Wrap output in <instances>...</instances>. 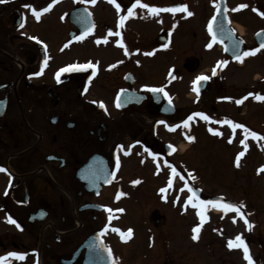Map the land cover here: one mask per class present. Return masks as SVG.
Wrapping results in <instances>:
<instances>
[{
    "label": "flooded vegetation",
    "instance_id": "obj_1",
    "mask_svg": "<svg viewBox=\"0 0 264 264\" xmlns=\"http://www.w3.org/2000/svg\"><path fill=\"white\" fill-rule=\"evenodd\" d=\"M69 1L70 7L66 5L68 0H57L39 21L24 5L31 4L40 10L52 0L0 3V168L8 170L0 172V256L11 251L26 254L25 260H12L11 264H112L113 260L116 264H196L193 255L180 249L177 221L178 215L184 221L183 218L188 220L191 214L194 222V208L184 203L190 195L184 184L193 182L179 170L178 162L170 159L177 153L176 146L168 144L172 148H166L167 143L157 134L152 130L146 134L144 129V120L148 118L164 129L163 124L157 122L178 112L165 114L164 103L168 100L163 93L149 92L143 86L163 87L172 100L166 109L177 108V93L170 86L175 79L167 78L169 72L153 71L147 82L132 67L141 64L143 53L148 51L139 42L145 35V28L139 30V26L147 21L148 10L137 5L136 15L117 28L119 16L127 15V9L135 0H115L120 5L119 13L110 0H96L94 4L84 0ZM141 3L149 5L146 0ZM245 3L240 0L237 5ZM179 4H184L183 0L156 7ZM103 5L108 20L97 19L96 12ZM77 7H85L90 13L91 24L95 25L92 32L79 41L74 37L79 36L84 27L70 21L68 15ZM54 11L55 15H52ZM261 12L264 10L259 0H251L250 8L237 11L238 27L229 19V11L226 13L230 29L242 41L240 52L260 47L261 37L256 33L264 30V24L258 26L259 20L264 21ZM51 19L59 26L50 28L48 21ZM80 20L79 17L77 21L80 23ZM38 29L43 30L39 32ZM109 30L112 33L119 31L120 36L109 35ZM161 30L157 38L163 37L167 41L168 29L163 27ZM104 37L108 38L107 43ZM97 39L101 40V45L108 44L107 49L115 55L109 66L115 65L117 70L114 79L108 83L98 82L100 60L97 56L75 52L79 46L84 51V44L100 45L96 43ZM117 40H122L124 47L118 45ZM224 43L214 42L221 56L211 68L206 67L205 72L200 68L202 55L190 53L181 60L176 55L178 66L173 70L176 79L181 66L183 71L193 73L190 83L198 75L210 77L198 82L204 83L200 91L207 87L218 89L223 83L220 75L228 64L217 67V74L213 76L212 69L217 66V61L227 60L242 66L252 58L258 59L264 51L261 49L255 55L245 57L241 63L226 53ZM125 47L129 55H125ZM74 52L76 54L68 56ZM45 53L49 59L43 74L32 75L40 71ZM89 61L98 62L97 74L91 82L88 81L91 69L61 73L60 82H57L55 73L61 67ZM86 85L87 91L84 90ZM122 89L125 91L121 92ZM118 93L124 98L119 108L116 107ZM92 101H102L106 111ZM118 145L124 146V150L118 149ZM128 146L131 151L125 155ZM145 148L154 153L155 158ZM167 149L171 153L166 154ZM117 156L120 160L118 169ZM148 167L152 168L155 178L161 168L170 170L171 175L163 179L162 188L166 191L160 192L159 186L155 189L157 203L165 206L162 209L146 205L147 187H141L144 177L137 174ZM172 167L178 175L172 174ZM169 178L172 179L171 187H168ZM136 180L140 183L133 184ZM178 184L186 189L185 192L179 193ZM118 191L125 193L119 200L115 198ZM183 193L186 197L181 198ZM204 196L201 194L202 199ZM137 203L142 207H131ZM100 206L124 211L111 213L114 218L109 223L110 214ZM7 216L21 227L7 222ZM106 224L109 227L105 231ZM194 226V223L188 225L190 238ZM112 228L125 232L131 228L133 234L127 241H122ZM85 242L89 243L90 251ZM188 243L193 244L194 240L191 238ZM106 248L112 251L111 260ZM254 259L253 264L260 263L257 257Z\"/></svg>",
    "mask_w": 264,
    "mask_h": 264
},
{
    "label": "rangeland",
    "instance_id": "obj_2",
    "mask_svg": "<svg viewBox=\"0 0 264 264\" xmlns=\"http://www.w3.org/2000/svg\"><path fill=\"white\" fill-rule=\"evenodd\" d=\"M146 1L149 5L152 3V6L156 7L178 0ZM238 1L240 0H225L229 11L228 17L237 27L239 16L237 11H232V9L236 8ZM244 1H246L247 8H250L251 0ZM183 3L193 13L192 16L187 17L183 12L173 16L172 13L161 12L157 15L148 14L147 21L140 23L139 30L145 28V35L139 42L148 51L145 50L143 56H140L141 64H133L132 67L136 68L137 74L144 76L147 82L151 80L149 75L153 71L168 74L170 70H174V67L178 66L176 55H179L180 60L184 55L190 53L197 56L202 55L200 68L203 72L206 71V67L211 68L214 62L220 59V51L217 50L214 43L212 48L206 47L208 43L212 42L207 25L215 9L213 0H183ZM259 3L261 9L264 10V0H259ZM66 5L70 7L69 0ZM52 15H55V11ZM96 15L99 17L97 19L101 17L108 20L106 6L99 7ZM48 22L50 28L59 26V23L53 19ZM257 24L252 28L255 29ZM263 24L264 21L259 20L258 26ZM131 25L130 29H132ZM163 27L168 29V39L161 42L156 35L162 31ZM42 30L38 29L39 32ZM245 31L247 32V29ZM164 44H168L169 47L163 48ZM106 45L100 44L96 46L98 48L96 49L92 44H84V51L80 50L82 48L80 46L75 51L79 55H95L99 58V83H108L113 80L115 70H117L116 67L109 68L110 59L115 58V55L111 54ZM75 52L68 56L76 54ZM149 52L153 54L146 55ZM178 70L177 79L170 83L177 93L175 106L178 110L174 107V113L176 111L178 113L166 116L165 118L168 119L164 121L167 125L169 123V126L171 123L180 124L190 115V111L192 113L203 112L210 117V120L204 121L200 117H194L189 122V128L181 126L177 127L175 131H169L165 124L162 129L155 121L148 118L144 120L146 122L145 133L149 134L152 130L164 143L176 146L177 153L170 159L178 162L179 170L189 179L191 178V182L195 187L201 189L203 195L220 194L238 204L243 202L241 211L252 223V229L247 230L245 223L235 212L225 213L220 208L209 206L205 213L207 219L201 228L199 238L194 240L193 244H189L191 238L188 234V225L200 223L199 217L196 215L197 210L194 209V222L191 214H189L188 220L187 217L183 218L184 221L181 216H177L180 249L193 255L196 264H248L242 249L227 247V241L240 234L249 248L252 261L254 262V258L257 257L260 261L259 264H264V171L258 172V169L264 166V140H255L249 135L246 140L247 150L241 157L240 166L237 167L235 157L239 152L244 151V146L240 144V140L245 139L243 129L237 128L233 134L228 124L215 123V121L227 118L264 136V101H258L253 96H248L240 104L235 102L250 92L264 95V51H261L258 59L252 58L242 66L228 63L220 75L223 81L222 85L218 89L207 87L206 90L199 92L198 97L197 93L193 91V83L189 82L193 73L183 71L181 66ZM209 128L216 129L222 135H214L209 131ZM187 135H192L195 140L188 141ZM229 137H232L231 143L228 142ZM160 170L161 173L157 175V178L152 177L155 175H153L151 167L146 168L145 172L137 174L144 177L141 187H147L145 190L147 207L156 206L162 209L164 206L157 203L155 189L158 186L162 188L163 179L171 173L167 168ZM193 175L196 177L194 180L192 179ZM178 187L179 193L185 192L186 189L181 187V184H178ZM183 197H186L184 193L181 195V198ZM131 207H142V205L137 203L132 204ZM171 211L176 213L173 209Z\"/></svg>",
    "mask_w": 264,
    "mask_h": 264
},
{
    "label": "snow or ice",
    "instance_id": "obj_3",
    "mask_svg": "<svg viewBox=\"0 0 264 264\" xmlns=\"http://www.w3.org/2000/svg\"><path fill=\"white\" fill-rule=\"evenodd\" d=\"M6 2H7V0H0V3H6ZM56 2H57V0H52V3H50L47 7L41 8L40 10H36L31 4H26V5H24V7L29 8L32 11V14H33L34 18L37 21H39L41 19L42 14L48 12L52 8L53 4H55ZM84 2L85 3H93L94 4L96 2V0H84ZM110 2L115 5L116 10L119 13L120 12V5L117 4L115 2V0H110ZM213 2H214V6L216 7L217 11L219 12L221 10V4L217 3L216 0H213ZM137 5H139L143 9H147L149 15H157L160 12H170L173 15H175V13H177V12H183V13L186 14L187 17H190V16L193 15V13L188 10V6L185 5V4H179V5L174 6V7L157 8V7H154V6H149L148 4H145V3H141V0H135V2L132 4V6L127 9V15L119 16V19L117 21V28L123 27L124 22L129 17H132V16L136 15V13L134 12V9L137 7ZM245 7H247V5L240 4V5H237L236 8L232 9V11H239L240 9L245 8ZM223 11L226 14L228 12V8L225 6L223 8ZM253 11H258V10L257 9H253ZM259 14L264 16V12H261ZM89 15H90V13H89ZM216 18H217L216 16H213L212 19L209 20L208 25H207L208 32L211 34V37H212V42H210V43H208L206 45V47L209 48V49L213 47V43L217 39V33L213 31V21H215ZM226 18H227V16L225 15V19ZM21 27H23V24H21ZM94 27H95L94 24H91L90 22H85L84 23V30L81 32V34L79 36L74 37V39L77 40V41L83 40L85 38V36H87L90 32H92ZM109 35L120 36V32L117 31L115 33H112V31L109 30ZM31 39L36 40L37 38L36 37H31ZM103 39H104L105 43L108 42V38L107 37H104ZM96 43L100 44L101 40L97 39ZM116 43L118 45H120L121 47H124V45L122 43V40H117ZM239 43H242V41H237L236 44L234 45L235 51H234V57L233 58L235 60L241 62V63L243 62V59L245 57H247L249 55H255L261 49H264V42H262L260 44L259 48H254V49H251V50H248V51L240 52L239 48H238ZM67 46H68V44L65 45V47H67ZM162 47L166 49V48L169 47V45L168 44H164V45H162ZM45 48H46V46H45ZM124 52H125V55H129L128 50H127L126 47L124 48ZM152 54H153L152 52L146 53V55H152ZM48 59H49V57L45 53V59H44L43 64L41 65L40 71H38L36 73H33L32 75H35V76L42 75L43 71H44V68L47 65ZM137 63H139V62H137ZM227 64H228L227 60L217 61V66L213 67V69H212V75L215 76L217 74V67L222 68V67L226 66ZM97 65H98V62L94 64L91 61H89L87 63H78V62L77 63H72V64H69V65H67L65 67H61L60 69H58V71L55 73V78H56L57 82L59 83L60 82L61 73H72V72H78V71H87L88 69H91V75L88 77V81L91 82L92 78L97 74V71H98ZM111 67H115V65H110L109 68H111ZM169 77L171 79H176L175 75L173 74V70L169 71ZM209 79H210L209 76L203 75V74L196 76L195 80L193 81V85H194L193 91L197 93V97L199 96V91H200L199 87H196L197 83L198 82H204V81H207ZM143 87L149 92L163 93V96L168 100L169 105H171V102H172L171 97L164 90L163 87H150V86H147V85H145ZM84 90L87 91V85L85 86ZM124 91L125 90H123V89L121 90V92H124ZM248 96H253L254 99H256L258 101H264V95H260L258 93L253 94V93L250 92V93L247 94V96L243 97L242 99H237L235 102L237 104H240V103H242L243 99H247ZM123 99L124 98H122L121 95L118 93L117 94V99H116V107L117 108L122 106ZM221 99H231V98H221ZM92 103H99V107H101L102 109H105V111H106V106L104 105V103L102 101H100V102L92 101ZM194 117H200L204 121H209L210 120V117L207 116L205 113H203V112H194V113L188 115L187 118L184 119L180 124L169 126V125L166 124L165 121H158L157 123L158 124H165V126L168 128L169 131H175V129L177 127H181V126H183L184 128H189L190 127L189 122L192 121L194 119ZM215 123L228 124L231 127V129L233 131V134H235V130L237 128L243 129V132L245 134V139L240 140V144L244 146V151L239 152L236 155V157H235V164H236L237 167L240 166L241 157H243L245 155V151L247 150V147H248V145L246 143L247 137L250 135L255 140H264V136H261L260 134L254 132V131H251L250 129H248L243 124L235 123V122H233L230 119L225 118L224 120L215 121ZM209 131L212 132L214 135H222L221 132H219V131H217L216 129H213V128H209ZM186 139L188 141H194L195 137H193L192 135H187ZM228 142L229 143L232 142V137H229V141ZM136 143H139V141H137ZM117 147L120 150H124V146H122V145H118ZM169 148H172V146L169 145ZM130 151H131V146H128V149L125 150L124 154L128 155L130 153ZM145 151L148 152L149 155H152L155 158V154L152 153L149 149L145 148ZM165 163H167V161H165ZM119 166H120V160H119V156H117V158H116V167H117V169L119 168ZM157 167L159 168V166H157ZM7 171L8 170L5 169V168H0V172H7ZM259 171H264V166H262L261 169H258V172ZM172 174L173 175H178L175 167H172ZM110 175L115 176V173H111ZM189 175H191V173H189ZM181 179H183V177H181ZM192 179L194 180V179H196V177L193 175ZM132 183L133 184H138V183H140V181L136 180V181H133ZM171 185H172V179L169 178L168 187H171ZM184 187L187 188L188 192L190 193V195L187 196V199L185 200L184 203H185V205H191L192 208L197 210L196 215L199 217V220H200V223L195 225L191 229V232H192V237L191 238L193 240H197L199 238V233L201 231V228H202L204 222L207 219L205 213H206L207 208L209 206H214V207L220 208L225 213H227L229 211L235 212L238 216L241 217V219L244 220V223L247 226L248 230L252 229V224L248 221L245 213L241 211V208L243 207V202H241L239 205H237L235 203H231V202H222L223 201V197H218L217 199H212V200L201 199V197L199 195V190L194 189L193 187L189 186L187 184V182H185ZM159 191L163 193V192L166 191V189L165 188H161ZM123 195H125V193L118 191L115 198L117 200H119L120 197L123 196ZM100 207L104 208V210L110 214L108 216L109 223L114 218L111 215V213H113L114 211H116V212H123L124 211L123 209L113 210L111 208H108L107 206H100ZM6 219H7V222H9L11 224H14L17 228L21 227L20 224L17 223L16 220L12 219L11 216H7ZM108 227H109V225L106 224L104 230L106 231L108 229ZM111 230L114 231V232L119 233L120 238H121L122 241H127L128 239L131 238V236L133 234V230L131 228L127 229L126 232L125 231H121L119 228H112ZM227 247L229 249H232V248L242 249L245 260L248 261V264H253L252 258H251L250 254H249V248H248L247 244L245 243V240L242 238V236L240 234H237L234 239H229L227 241ZM105 251L107 252L109 259L111 260L112 259V251H111V249L106 248ZM25 258H26V254L25 253L11 251V252H7L3 256H0V264H11L12 260L23 261V260H25ZM112 264H116V261L113 260Z\"/></svg>",
    "mask_w": 264,
    "mask_h": 264
},
{
    "label": "water",
    "instance_id": "obj_4",
    "mask_svg": "<svg viewBox=\"0 0 264 264\" xmlns=\"http://www.w3.org/2000/svg\"><path fill=\"white\" fill-rule=\"evenodd\" d=\"M217 3L221 4V10L218 12L217 9H215V16L217 18H216L215 21H213V31L217 33L216 42H218V43L225 42L224 43V49H225L226 53L228 55H231L232 58H233L234 57V51H235L234 45L236 44L237 41H240V40L235 36L233 31L230 29L229 23H228V19L227 18L225 19V15L227 16V14H225L224 11H223V8L226 6L225 0H217ZM68 15H69L70 21L74 22L78 26H83L84 27V23L85 22H90L91 23L89 12H87V9L85 7L74 8L73 10H71L69 12ZM79 17L81 19L80 23L77 21ZM256 36L257 37H261V40H260L261 42L259 44L264 42V30L258 31L256 33ZM158 39L161 42L165 41V39L163 37H159ZM238 48H239V51H240L241 43H239ZM167 78L169 80H171L169 75H168ZM197 87H199V90H202L204 88V83H197ZM168 106H169V103L165 102L164 103L163 112L165 114H172L174 112V108H173V106H171L169 109H166ZM165 147L168 148L169 145L165 144ZM169 153H171V151H170V149H167L166 154H169ZM188 185L193 187L194 189L199 190V195L201 196V189L200 188L195 187L191 183H189ZM218 197H223V201L222 202H231V203H235V204L239 205L237 202L232 201V200H230V199H228V198H226V197H224L223 195H220V194L219 195H209V196H206L204 199L212 200V199H217ZM247 219H248V217H247ZM248 221H249V219H248ZM243 222H244V220H243ZM246 228H247V226H246ZM247 230H248V228H247ZM84 245H87L89 251L91 250L90 247L88 246L89 245L88 242H85Z\"/></svg>",
    "mask_w": 264,
    "mask_h": 264
}]
</instances>
